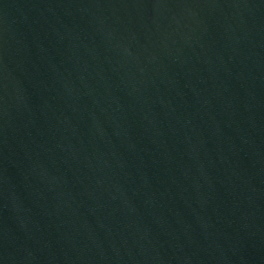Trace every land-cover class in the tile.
<instances>
[{"label": "water", "instance_id": "water-1", "mask_svg": "<svg viewBox=\"0 0 264 264\" xmlns=\"http://www.w3.org/2000/svg\"><path fill=\"white\" fill-rule=\"evenodd\" d=\"M0 264H264V0H0Z\"/></svg>", "mask_w": 264, "mask_h": 264}]
</instances>
